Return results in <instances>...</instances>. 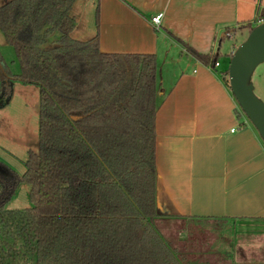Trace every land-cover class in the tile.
<instances>
[{
	"label": "trees",
	"instance_id": "obj_1",
	"mask_svg": "<svg viewBox=\"0 0 264 264\" xmlns=\"http://www.w3.org/2000/svg\"><path fill=\"white\" fill-rule=\"evenodd\" d=\"M74 1L0 4L19 65L2 59L9 82L39 87L37 148L21 174L0 161V264H184L185 241L155 221L156 56L74 37ZM20 182L31 204L8 207Z\"/></svg>",
	"mask_w": 264,
	"mask_h": 264
},
{
	"label": "crops",
	"instance_id": "obj_2",
	"mask_svg": "<svg viewBox=\"0 0 264 264\" xmlns=\"http://www.w3.org/2000/svg\"><path fill=\"white\" fill-rule=\"evenodd\" d=\"M70 12L72 35L87 15L80 35L97 33L101 51L156 56L155 221L185 241L184 264H264V142L239 118L223 67L243 29L264 20V0H75Z\"/></svg>",
	"mask_w": 264,
	"mask_h": 264
},
{
	"label": "rangeland",
	"instance_id": "obj_3",
	"mask_svg": "<svg viewBox=\"0 0 264 264\" xmlns=\"http://www.w3.org/2000/svg\"><path fill=\"white\" fill-rule=\"evenodd\" d=\"M3 1L4 0H0V4ZM85 18H87V20L82 19L79 29L75 30L73 33L76 38L85 39L88 37V35H80V32H84V30L88 31V28L90 27L87 15ZM254 25L255 24H252V27ZM83 27L84 30H82ZM229 29H233V31L236 30V28ZM237 29L241 30L243 28L241 26ZM243 30L245 32L241 38H239V43L245 38L249 31V29L246 27ZM0 51L3 53L6 59L5 62L7 63L9 70L12 73L18 72L19 65L16 60L15 52L12 46L9 45V43L4 38L1 29ZM229 60L230 56L226 59V61H223V67H228ZM4 71L5 67L3 65V61L1 62L0 60V100H5L2 104H0V161L8 163L10 167L21 174L25 169V158L27 156L28 150L30 148H37L39 142V87L35 84L23 83L18 80H12L9 82V77L6 75V71L5 73ZM252 81L254 83L255 93L264 101V62H261L256 66L252 74ZM8 90L9 94L7 95ZM235 103L237 109L241 113L239 118H245L250 124H252L236 99ZM30 204L31 201L29 198V186L24 182H20V184L15 189V193L10 198L9 204L7 206L26 207ZM183 225L182 228H185L187 223L184 222ZM197 226V223L193 224V226L188 225V229L190 227L192 228L190 231L193 229L196 231L198 229ZM177 228L179 227L177 226ZM203 231H201L202 237H207L210 244L213 237L211 236L212 234L209 233L213 232L206 230ZM198 235H200V233ZM19 264L31 263H26L23 259H21Z\"/></svg>",
	"mask_w": 264,
	"mask_h": 264
},
{
	"label": "water",
	"instance_id": "obj_4",
	"mask_svg": "<svg viewBox=\"0 0 264 264\" xmlns=\"http://www.w3.org/2000/svg\"><path fill=\"white\" fill-rule=\"evenodd\" d=\"M264 62V20L257 22L235 47L227 68L228 85L264 142V101L255 93L252 74ZM4 101L0 100V104Z\"/></svg>",
	"mask_w": 264,
	"mask_h": 264
},
{
	"label": "built area",
	"instance_id": "obj_5",
	"mask_svg": "<svg viewBox=\"0 0 264 264\" xmlns=\"http://www.w3.org/2000/svg\"><path fill=\"white\" fill-rule=\"evenodd\" d=\"M161 16H162V13H161V12L156 13L155 15H153V16L151 17L152 22H153L155 25H158V24L160 23ZM261 20H262V19H261ZM261 20H259V21H261ZM259 21H258V22H259ZM234 33H235V30L233 31V29H227V30L224 32V35H225L226 37H232V36L234 35ZM218 64H219V62L216 60L215 63H214V65H218ZM234 128H235V127H232V130H233Z\"/></svg>",
	"mask_w": 264,
	"mask_h": 264
}]
</instances>
